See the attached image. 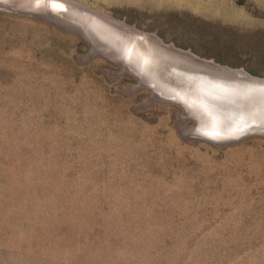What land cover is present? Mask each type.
I'll return each instance as SVG.
<instances>
[{"label": "rangeland", "instance_id": "rangeland-1", "mask_svg": "<svg viewBox=\"0 0 264 264\" xmlns=\"http://www.w3.org/2000/svg\"><path fill=\"white\" fill-rule=\"evenodd\" d=\"M72 1L264 78V0ZM87 51L0 9V264H264V138L198 139Z\"/></svg>", "mask_w": 264, "mask_h": 264}, {"label": "bare ground", "instance_id": "bare-ground-1", "mask_svg": "<svg viewBox=\"0 0 264 264\" xmlns=\"http://www.w3.org/2000/svg\"><path fill=\"white\" fill-rule=\"evenodd\" d=\"M46 1L19 0L17 3L33 8L45 6ZM49 1L54 10L66 11L70 17L78 18V14L67 10L60 1ZM99 22L102 28H98V22L87 21L103 42L121 49L133 65L148 75V79L152 78L158 84L171 86L180 92L187 104L192 106L203 130L219 132L237 130L240 126L250 124L264 125V83L233 71H222L201 64L171 51L155 35L150 34L149 37L132 26L134 31L127 34L105 22Z\"/></svg>", "mask_w": 264, "mask_h": 264}, {"label": "water", "instance_id": "water-1", "mask_svg": "<svg viewBox=\"0 0 264 264\" xmlns=\"http://www.w3.org/2000/svg\"><path fill=\"white\" fill-rule=\"evenodd\" d=\"M19 0H8L1 2L0 1V9L11 12L18 15L30 16L40 19H46L59 27L65 28L69 31L77 34L88 46V55H101L106 59L113 61L119 65L120 71H126L133 75L136 79V83L132 85L133 88L137 87H145L149 91V99L160 101L163 103L171 104L179 108L181 112V116L183 118H188L193 121V123H198V118L195 115L192 106L188 105L184 100L183 95L180 94L175 88L171 86H163L153 81L152 78L148 79L144 72L137 65H133L130 59H128L121 49H115L114 46L103 42L101 38L96 35V31L91 27L87 21H95L98 22V28H102V23L99 21L107 23V25L112 26L116 29L123 30L127 34L134 29L130 26L125 25L122 21L114 19L108 15H105L95 9L88 7L87 5H83L81 3L72 1V0H58L62 4L67 7V10L75 12L78 14V18L70 17L67 15L68 12H61L58 10H54L52 8L51 2L48 0L45 3V6L37 5L33 8H28L23 3H17ZM99 20V21H97ZM96 24V23H94ZM108 28V26H107ZM136 31V30H135ZM146 34V33H145ZM150 37V34H146ZM154 39V37H151ZM158 41H160L158 39ZM163 45H167L171 51H176L182 54L185 57L190 59H194L195 61L216 68L222 71H233L240 75H243L251 80L264 83V78L256 77L248 74L241 68H230L225 65H220L211 59H205L196 56L191 53L189 50H183L174 47L171 43H163ZM255 124H250L248 126H240L239 129L236 128L232 130H223L219 132H209L202 130L201 133H194L193 135L198 138L205 140L211 144L215 145H223L229 143L238 142L246 137L257 136L264 138V125L262 126H254ZM181 133H186L185 131H181Z\"/></svg>", "mask_w": 264, "mask_h": 264}]
</instances>
